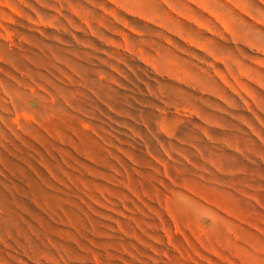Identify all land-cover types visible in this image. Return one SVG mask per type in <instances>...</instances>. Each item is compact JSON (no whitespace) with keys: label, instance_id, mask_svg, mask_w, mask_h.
Instances as JSON below:
<instances>
[{"label":"rangeland","instance_id":"obj_1","mask_svg":"<svg viewBox=\"0 0 264 264\" xmlns=\"http://www.w3.org/2000/svg\"><path fill=\"white\" fill-rule=\"evenodd\" d=\"M0 264H264V0H0Z\"/></svg>","mask_w":264,"mask_h":264}]
</instances>
